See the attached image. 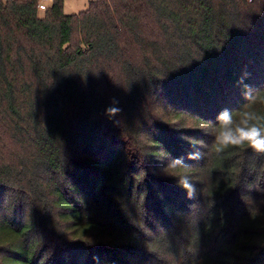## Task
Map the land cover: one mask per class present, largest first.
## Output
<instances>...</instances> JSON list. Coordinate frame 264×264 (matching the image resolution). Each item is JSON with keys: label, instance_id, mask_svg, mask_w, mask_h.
<instances>
[{"label": "trees", "instance_id": "obj_1", "mask_svg": "<svg viewBox=\"0 0 264 264\" xmlns=\"http://www.w3.org/2000/svg\"><path fill=\"white\" fill-rule=\"evenodd\" d=\"M40 1L0 0L2 262L264 264V153L211 144L203 167L216 162L214 179L232 157L228 181L191 198L150 178L160 168L148 163L198 150L162 105L209 131L224 108L264 115V0H90L74 15L65 0L45 12ZM118 183L135 200L134 228L161 247L85 236L83 206L109 203Z\"/></svg>", "mask_w": 264, "mask_h": 264}, {"label": "rangeland", "instance_id": "obj_2", "mask_svg": "<svg viewBox=\"0 0 264 264\" xmlns=\"http://www.w3.org/2000/svg\"><path fill=\"white\" fill-rule=\"evenodd\" d=\"M89 1L90 0H65L64 2V14L65 15H74V14H79L85 10L88 9L89 6ZM253 105V104H252ZM252 108V107H251ZM250 109V108H249ZM173 109L164 107L163 105L160 106L159 109H157L156 113H158L160 118L163 119V121L169 122V125L167 126L171 130H179V133L183 134L185 138H189L188 141L185 138H182V141H187L186 143L192 146L193 148H197L201 155L200 160H195V165L194 169L188 170L187 167L185 168H169L167 169V172L170 173V175H166L163 171L165 164L169 161L165 156L163 152L158 153L155 151V158H152L148 163L153 166L160 168L158 172L153 173L154 175H150V178L157 177L160 178L161 180L165 181L167 183L168 180L172 181L175 180L172 178V176H180L187 174L191 177L193 183L198 187V189L202 190L204 187H209L210 190H213L216 188L220 182L222 181H228V177L226 175V170L229 168H232V157L226 158L224 155L220 156V159L225 162L224 166H221L217 170V175L212 179V171L215 168V163L213 168L209 169L208 171V165L206 166V170L204 169L203 166L206 165L207 163V153L209 152L210 145L212 144L211 141V136L215 134L216 129H214V126L208 130L209 124L200 122L197 117H192L188 113H186L184 110H181L180 112L174 111L172 112ZM183 113V114H182ZM181 116V119H175V116ZM181 125V127H179ZM177 128V129H176ZM194 131H199L202 132V135L196 134L193 135ZM227 150V149H226ZM225 150V151H226ZM196 151V152H197ZM157 155L159 156L160 159L164 162V164L159 163L156 161ZM167 159V160H166ZM213 162V159H211L210 163ZM227 165V166H226ZM145 170V169H144ZM207 171L209 172L207 175ZM146 172H149L146 170ZM207 175V178H206ZM231 177L234 179V177L231 175ZM124 183H118L116 185V190L114 189V185L111 189L110 196L108 197L109 203H104L102 201H97V200H88L86 204L83 206L85 209L82 215L90 216V225H94V231L89 232L86 237L89 238H94V239H104L108 240L111 239L113 240L114 238L117 239H130L135 242H138L141 247H146V248H157L161 247L159 243H155L160 241V239H155V238H148L151 237L152 235L145 236L144 234L140 233L138 230L140 227L134 228L135 222L137 223V218L135 217L134 211H133V206L135 200L132 197L128 196V193L125 192ZM226 185V184H224ZM149 190L150 192L153 193L151 185H149ZM154 195V193H153ZM155 197V195H154ZM151 203L152 205H159V201L163 202L161 199L158 198H153ZM154 202V203H153ZM163 206V203H161ZM10 207V206H9ZM119 207V209H116ZM13 207L7 208L6 209L13 214ZM125 211V215L123 212ZM139 212V210H138ZM4 214V212H0V217ZM139 215V214H138ZM137 215V216H138ZM130 222V228L131 229H126L124 227L125 222ZM134 225V226H133ZM138 225V224H137ZM156 226V223L154 224ZM142 227H144V224L142 222ZM141 227V228H142ZM84 227L81 225V230ZM145 231H148L145 228ZM149 233V232H148ZM144 239V240H142ZM148 240V241H145ZM157 240V241H156ZM165 241V240H164ZM6 252L4 253V256ZM161 262L153 263V262H148V264H170L169 262H173L171 258L168 256L162 257ZM0 264H5V262H2V255H0ZM172 264V263H171Z\"/></svg>", "mask_w": 264, "mask_h": 264}, {"label": "clouds", "instance_id": "obj_3", "mask_svg": "<svg viewBox=\"0 0 264 264\" xmlns=\"http://www.w3.org/2000/svg\"><path fill=\"white\" fill-rule=\"evenodd\" d=\"M245 97L248 100L255 98L248 92L245 93ZM113 111V109H109V115ZM215 120L216 134L213 137L212 147L217 154L224 152L229 147H239L244 144H247L255 152L264 153V115L241 109L237 119L233 110L224 108L216 114ZM200 159L199 151L185 153L169 160L163 171L166 175H170L167 169L185 168L187 167L185 160ZM172 178L175 179L178 187L186 191L189 198L196 195V185L189 175L172 176Z\"/></svg>", "mask_w": 264, "mask_h": 264}, {"label": "built area", "instance_id": "obj_4", "mask_svg": "<svg viewBox=\"0 0 264 264\" xmlns=\"http://www.w3.org/2000/svg\"><path fill=\"white\" fill-rule=\"evenodd\" d=\"M53 3V0H41L39 3V9L45 12Z\"/></svg>", "mask_w": 264, "mask_h": 264}]
</instances>
